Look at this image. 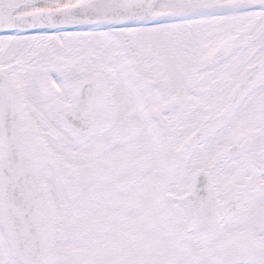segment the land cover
<instances>
[{"label":"snow or ice","instance_id":"snow-or-ice-1","mask_svg":"<svg viewBox=\"0 0 264 264\" xmlns=\"http://www.w3.org/2000/svg\"><path fill=\"white\" fill-rule=\"evenodd\" d=\"M0 264H264V0H0Z\"/></svg>","mask_w":264,"mask_h":264}]
</instances>
